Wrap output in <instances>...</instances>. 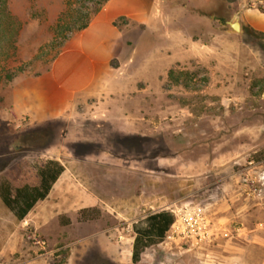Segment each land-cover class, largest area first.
<instances>
[{"label": "rangeland", "instance_id": "obj_1", "mask_svg": "<svg viewBox=\"0 0 264 264\" xmlns=\"http://www.w3.org/2000/svg\"><path fill=\"white\" fill-rule=\"evenodd\" d=\"M68 1L90 10L100 2L8 0L21 25L12 72L50 68ZM245 3L179 0L154 31L130 30L114 59L123 84L108 97L110 126L84 105L44 125L18 119L12 83L0 86V183L18 164L65 166L24 221L0 199V264H218L233 254L227 244L250 258L264 200L242 195L235 174L249 156L264 160V34L246 24L253 3ZM255 9L264 12V3ZM238 19L236 33L230 23ZM170 70L188 74L190 87L173 85ZM160 211L174 224L134 263L135 230ZM252 253L264 258L261 248Z\"/></svg>", "mask_w": 264, "mask_h": 264}, {"label": "crops", "instance_id": "obj_2", "mask_svg": "<svg viewBox=\"0 0 264 264\" xmlns=\"http://www.w3.org/2000/svg\"><path fill=\"white\" fill-rule=\"evenodd\" d=\"M241 1L246 2L245 4L253 3L252 9L246 14V24L252 30L264 34V12L255 9L256 2L262 4L264 0ZM178 2L179 0H109L86 29L73 34L65 43L48 70L38 75L22 74L14 79L10 86L12 115L44 125L54 116L66 119L74 117L75 110L84 105L90 113V119L107 126L112 125L115 115L108 109L109 100H112L108 97L115 88L119 90L117 86L123 84L121 68L114 66V59L126 36L134 29L143 34L146 30L154 31V28L166 21V8L172 6L180 10ZM174 39H177V35H174ZM85 113L84 111L82 116L85 117ZM124 116L128 118L127 115ZM145 119L143 116L142 120ZM121 128L124 129L123 126ZM64 174L65 170L60 178ZM161 212L169 213L160 211L150 214L144 227L135 231L147 229L151 223L148 218ZM251 232L255 234L250 241L249 259L238 252V245L227 244L229 252L233 254L219 256L218 264H264V258L260 260L252 253L253 248L264 251V222H257ZM244 250L242 248L240 252L246 253Z\"/></svg>", "mask_w": 264, "mask_h": 264}, {"label": "trees", "instance_id": "obj_3", "mask_svg": "<svg viewBox=\"0 0 264 264\" xmlns=\"http://www.w3.org/2000/svg\"><path fill=\"white\" fill-rule=\"evenodd\" d=\"M109 0H100L95 3L94 9L87 7L73 9L72 4L66 3V11L60 16L55 26V35L52 46L57 49L53 62L60 55L65 43L73 34L86 29L92 18L100 12ZM261 9V8H260ZM264 10V9H263ZM122 21V20H121ZM21 30L20 23L12 14L8 0H0V86H8L24 70L18 72L8 67L9 61L16 53V42ZM188 74L170 70L168 79L173 85L190 87ZM28 170L23 164H18V173L10 172L0 183V199L14 214L18 221H24L38 202L49 196L54 184L58 181L65 168L55 160L38 159ZM90 210L81 212V219L88 220ZM150 224L145 230H137L133 243L132 261L137 263L142 252L164 241L166 233L174 223V216L161 212L148 218ZM154 222V223H152Z\"/></svg>", "mask_w": 264, "mask_h": 264}, {"label": "built area", "instance_id": "obj_4", "mask_svg": "<svg viewBox=\"0 0 264 264\" xmlns=\"http://www.w3.org/2000/svg\"><path fill=\"white\" fill-rule=\"evenodd\" d=\"M235 176L242 195L249 199L264 200V160L249 156Z\"/></svg>", "mask_w": 264, "mask_h": 264}, {"label": "water", "instance_id": "obj_5", "mask_svg": "<svg viewBox=\"0 0 264 264\" xmlns=\"http://www.w3.org/2000/svg\"><path fill=\"white\" fill-rule=\"evenodd\" d=\"M230 27L232 28V30L234 32L239 33L240 32V22H239V19L236 20L233 23H230Z\"/></svg>", "mask_w": 264, "mask_h": 264}]
</instances>
